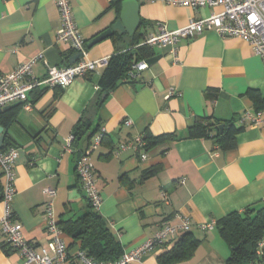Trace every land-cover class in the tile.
<instances>
[{
  "label": "crops",
  "instance_id": "crops-1",
  "mask_svg": "<svg viewBox=\"0 0 264 264\" xmlns=\"http://www.w3.org/2000/svg\"><path fill=\"white\" fill-rule=\"evenodd\" d=\"M70 1L89 60L111 61L120 53L146 47L142 61L149 68L117 87L100 107L97 98L106 69L80 77L65 89H34L28 94L30 111L19 102L5 111L13 119L7 127L0 125L7 135L6 150L18 151L10 208L23 226L24 239L36 246L51 239L46 229L49 199L45 189L56 191L57 220L87 207L76 172V162L87 145L77 149L72 145L70 151L67 142L83 118L96 130L89 145L104 131L102 144L91 154L102 198L98 212L123 251L142 246L164 223L188 220L192 224L188 233L198 246L191 257L177 264L226 262L231 250L220 235L219 221L232 213L264 207V62L246 41L213 32L180 41L175 55L171 46L143 45L146 36L161 27L178 30L192 19L221 13V6L189 8L169 0H137L139 28L133 35H120L114 27L122 6L117 10L115 0ZM60 26L55 0H0V76L38 56L33 75L39 80L45 79L49 67L75 64L78 53L57 42ZM108 30L114 31L112 37L87 48ZM171 89L179 95L167 98ZM250 93L256 94L259 104ZM258 112L262 113L260 125L244 120L246 114ZM198 119L222 123L235 119L236 128L244 127L235 136V148L223 149L216 133L206 137L193 130ZM125 121L132 125L125 126ZM137 135L170 138L148 150L146 161L132 149L113 155V148ZM149 171L155 173L144 179ZM5 210L0 201V264H24L18 253L3 247ZM210 223H214L212 229L199 228ZM185 234L174 237L170 249ZM64 240L75 255L79 246L66 235ZM166 250L156 248L132 264H159L158 257Z\"/></svg>",
  "mask_w": 264,
  "mask_h": 264
},
{
  "label": "built area",
  "instance_id": "built-area-1",
  "mask_svg": "<svg viewBox=\"0 0 264 264\" xmlns=\"http://www.w3.org/2000/svg\"><path fill=\"white\" fill-rule=\"evenodd\" d=\"M158 1V0H151ZM57 5L61 26L57 32V42L66 44L69 48L78 54L81 58L73 65L65 67H49L47 76L39 80L33 75V66L40 60L41 56L31 59L26 64L17 67L12 73L0 76V113L5 108L14 103H26L25 109L31 110L28 104V94L36 88H54L65 89L80 77H85L89 73L97 70L107 69L110 64L109 58H103L98 61L88 59L86 50V41L79 30L73 14V8L70 0H55ZM169 3L189 8H203L221 6L223 11L218 14H212L210 17L202 20L192 19L185 27L175 31H168L161 27L158 33L146 36L143 45L149 47H173V54H176L174 48L182 40L194 39L204 33L213 32L221 38H239L251 45L254 53L264 62V0H169ZM149 68L145 61L135 63L129 76L133 79L142 71ZM99 89V88H98ZM179 95L171 89L167 98ZM262 113L255 115L246 114L244 120H249L250 125L257 126L262 122ZM125 126H131V121H125ZM104 131H100L86 151L80 155L76 162V172L81 183L82 191L94 210L99 211L102 205V198L97 186L95 167L91 160V154L102 144ZM74 137L68 139V148L72 151V142ZM145 137L137 135L131 138L129 142L113 148V155L118 157L122 152L132 149L137 153H142V161L148 158V149H146ZM18 159V151L11 148L2 151L0 147V170L2 171L6 183L4 186V197L2 201L6 205L5 215L1 221L2 234L5 241L9 244L12 251L18 253L24 264H102L89 257L85 252L78 250L73 255L68 244L64 240V233L58 225V220L54 212L53 199L56 191L53 188L45 189V194L49 201L46 204V229L51 235V239L44 245L36 246L27 242L22 233L23 226L15 220L12 215L10 203L15 194V167ZM184 183V181H182ZM168 197L165 194L164 200ZM214 223L201 225L202 231L212 229ZM192 224L188 220H183L178 225L164 223L147 241L140 247L130 251H124L122 257L115 263L109 264H132L139 262L148 252L159 249H170L173 238L179 234L188 233ZM264 240L259 243L258 255H262ZM220 264H227L222 262Z\"/></svg>",
  "mask_w": 264,
  "mask_h": 264
},
{
  "label": "trees",
  "instance_id": "trees-1",
  "mask_svg": "<svg viewBox=\"0 0 264 264\" xmlns=\"http://www.w3.org/2000/svg\"><path fill=\"white\" fill-rule=\"evenodd\" d=\"M124 1L115 0L114 5L117 10H120ZM146 53H148V49L141 47L135 49V51L120 53L111 59L108 68L102 75L97 107L103 104L104 97L106 98L120 85L132 80L129 76L132 66L142 61ZM250 97L257 104L260 103L256 94L250 93ZM235 122V119L225 123L212 119H198L193 130L198 129L201 131V135L209 137L216 133L213 130L215 127L224 125L223 132L216 133L214 137L223 149H233L236 146V134L244 128H236ZM11 123H13V119L5 116V112H1L0 125L7 127ZM95 133L96 130H94L92 123L82 118L74 128L72 145L75 149L87 145L82 150V153H84ZM169 138V136L157 138L146 136V149L150 150ZM8 147L6 141L1 150L6 151ZM153 173L155 171L145 172L144 179L149 178ZM3 197L4 186L2 184V173L0 172V201ZM87 202V207L84 210L58 220V225L64 235L70 237L74 244L79 246L78 250L85 252L98 263H115L124 253L121 244L109 229L105 219L98 211L93 209L88 200ZM218 229L221 237L231 250L230 258L226 261L227 264H264V248L262 249L263 254L258 255L259 243L264 240V207L257 211L248 209L243 214L232 213L219 221ZM197 246L198 240L190 233L185 234L175 242L171 249L159 255L158 262L159 264H177L191 257ZM3 247L11 249L6 241L3 243ZM68 249L70 251L69 245Z\"/></svg>",
  "mask_w": 264,
  "mask_h": 264
},
{
  "label": "water",
  "instance_id": "water-1",
  "mask_svg": "<svg viewBox=\"0 0 264 264\" xmlns=\"http://www.w3.org/2000/svg\"><path fill=\"white\" fill-rule=\"evenodd\" d=\"M122 13L120 19L117 21L114 30L118 31L120 35L127 33L128 35H133L139 28V7L140 4L137 0H125L122 3ZM114 34L113 30H108L96 37L87 45V48H92L93 46L99 44L100 42L112 37ZM81 58V54L76 55L75 62ZM105 99V97H104ZM18 104H21L19 102ZM11 107H7L3 112L8 111ZM214 132L221 133L224 130V125L215 127ZM6 139V134H4V128L0 126V147L4 144Z\"/></svg>",
  "mask_w": 264,
  "mask_h": 264
}]
</instances>
